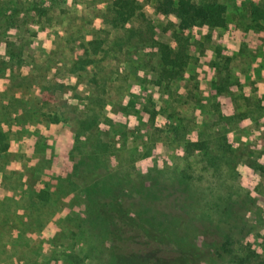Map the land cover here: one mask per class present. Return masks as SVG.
Here are the masks:
<instances>
[{
  "label": "trees",
  "instance_id": "1",
  "mask_svg": "<svg viewBox=\"0 0 264 264\" xmlns=\"http://www.w3.org/2000/svg\"><path fill=\"white\" fill-rule=\"evenodd\" d=\"M108 1L104 14L105 25L110 32L119 34L115 45L124 48L129 41L137 39V45L145 46L146 55L157 60L155 69L158 70V79L155 84L168 89L170 94L176 92L174 84L184 76L191 59L187 51L189 43H182L183 35L197 28L225 27L227 23V6L224 3L161 0L156 10L169 16L170 26L175 29L172 35L178 38L175 44L166 43L158 37L156 27L143 12L140 0ZM256 11L255 8L252 14ZM49 12L50 9L39 4L29 10V17L43 27L49 22ZM4 16L0 14V26L3 25ZM78 18L84 26L89 25L85 15V19ZM78 18L75 17L73 23ZM143 24L148 25L149 35L144 36ZM64 25L69 27V23ZM125 27L127 30L123 31ZM82 30V27L76 32L68 29L65 40L66 46L70 45L69 50L74 51V56H77L72 68L68 66L69 61L59 60L63 53L60 49L52 53L57 59L55 64L49 58L37 61L25 43L16 44L7 35L0 33V46L4 49L0 54V82L4 80L6 83L1 92L7 97L14 96L13 99L24 107L23 115H20L14 108L15 102L0 103V114H7L8 109L14 108L6 117L11 126L6 127L11 129L13 126H31L38 119L48 123L67 122L75 130V139L80 142L79 146L73 148L79 159L66 169L65 174L57 176V184L48 182L47 186H38L36 166L31 167L35 170L32 172L28 166H24L27 168L25 171L11 170L10 167L2 169L5 170L3 177L8 179L4 185L14 191L11 200H16L18 190L23 188L20 198L23 197L27 204L25 214L18 216L14 225H10L2 216L5 226L0 234L6 235L8 243L13 245L14 235L21 231L22 243L19 246L24 248L25 245L31 247V244H35L39 235V241L43 245L32 246L34 253L39 257H44L47 251L52 254L50 258L44 257L41 261L38 259L33 262L32 250H27V254L18 258L17 263L264 264V246L258 244V247L249 239L254 231L260 232L259 228L252 227L249 216L253 211L257 213L261 192H258V188L246 190L236 186V183L218 178L228 171H235L234 163L228 157L230 150L223 154L214 150L231 147L226 135L216 137L206 134V137L192 140L187 131L186 135L181 136L185 123L182 110H178L175 104H172L171 109L165 105L163 112L176 118L174 123L168 125L173 132V138L168 141L183 147L184 156L179 158L175 154L172 163L151 168L146 174H120L117 172L118 168H111V161L116 159L111 152L113 144L101 139L99 115L92 116L82 112L74 94L65 97L72 84L59 78H62L63 73L80 76L79 71L94 66L101 53L108 55L112 51L117 52L111 54L115 59L120 57L122 49L106 51L99 48L98 43L102 42L98 38L84 41ZM75 46H78L77 51ZM230 60L231 58H226L224 63L220 60L213 61L218 80L215 82V93L212 94L214 98L209 107L222 117V109L228 104L219 98L233 93L232 88L235 86L231 81L233 75ZM25 64L30 67L31 71L28 73L22 72ZM53 64L58 67L51 76ZM146 70L147 67L144 72ZM91 79L97 80L94 77ZM17 88L20 91L15 95L13 91ZM34 89L40 94V99L27 98L24 101L22 97L30 96ZM57 91L64 95V100L59 102L60 106L56 104ZM183 94H177L172 102L177 106L189 104L188 99L184 100ZM150 114L154 121L156 113L150 111ZM5 125L9 124L0 120V158L12 155L10 133L4 130ZM113 143L115 145L117 141L113 140ZM122 151L125 149L122 148ZM123 157H117L119 163ZM191 158H197L198 162L185 161ZM193 163L198 166L194 167ZM26 172L28 175L25 176ZM63 182L65 184L62 186ZM15 183L19 184L11 185ZM51 184L54 186H50ZM62 192L63 195L60 196L59 193ZM64 195H72L71 201L64 200ZM67 205H70L71 212L61 217L64 227L58 228L52 238H47L43 232L38 233L46 223L52 221L49 220L51 213L42 215L43 211L46 214L47 211L60 210ZM262 229L264 230V224L261 231ZM33 234L34 239H29ZM68 235L76 242L73 247L66 245ZM48 240L50 248H44ZM77 244L79 245L76 247ZM53 256L55 262L52 263L50 260Z\"/></svg>",
  "mask_w": 264,
  "mask_h": 264
},
{
  "label": "rangeland",
  "instance_id": "2",
  "mask_svg": "<svg viewBox=\"0 0 264 264\" xmlns=\"http://www.w3.org/2000/svg\"><path fill=\"white\" fill-rule=\"evenodd\" d=\"M160 1L140 0L143 4L142 10L155 25L158 37L163 42L175 44L178 38L172 35L175 29L170 26L169 16L156 10ZM196 1L226 4L227 23L225 27L197 28L183 35L182 43L184 41L189 43L187 51L191 59L184 76L174 84V91L176 90L174 94L155 84L158 79V70L155 69L157 60L146 55V47L137 45V39L129 41L124 48L115 45V42H118V33L110 32L105 25L104 14L109 5L108 0H0V14L5 15L2 18L0 33L7 35L16 44L25 43L37 61L49 58L55 64L57 59L52 53L60 49L63 53L59 56V60L69 61L70 68L77 56H74V51L69 50L70 45L66 46L68 29L76 32L82 27L81 34L84 36V41L98 38L102 42L98 43L99 48L106 51L122 49L120 57L115 59L111 54L117 52L112 51L108 55L101 53L98 57L99 61L94 66L79 71L80 76L63 73L62 78H59L67 84H72V87L67 89L68 93L65 97L74 94L82 112L92 116L99 115L101 139L105 143L113 144L111 152L116 159L111 161V168H118L117 172L120 174L128 172L131 175L146 174L151 168L172 163L175 154L179 158L184 156L183 147L168 141L173 138V132L168 125L174 123L176 118L167 116L163 109L165 105L171 109L172 104H175L185 117L184 132H181V136L186 135L185 132L188 131L189 137L197 140L206 137V134L216 137L224 134L231 142L229 149L214 148L218 154H223L226 150L228 153L230 150L228 157L235 166L234 172L228 171L218 178L236 183V186L246 190L259 189L261 196L258 198L257 213L251 212L249 218L252 227L259 228L260 232L254 231V235L249 239L258 247V244L264 246V230L261 231V226L264 224V0ZM39 4L50 9L49 16L47 15L49 22L43 27L38 25V21L29 17V10L38 7ZM255 8L257 11L252 14ZM84 15L88 19H85ZM71 16L81 17L90 23L84 26L80 18L77 19L78 23L76 21L73 23L74 18H70ZM67 22L69 27L64 25V23L68 24ZM147 26V24L142 25L144 36L149 35ZM125 30L127 27L123 31ZM77 47H74L76 51ZM226 58H231L230 70L233 75L231 81L235 86L232 88L233 93L219 98L220 101L228 104L222 109L224 113L222 117L209 105L214 98L212 94L215 93V82L218 80L213 61L220 60L224 63ZM56 67L58 66L52 69L51 76L54 75ZM145 67L147 70L144 72ZM29 71H31L30 67L25 64L22 72ZM93 77L97 80H92ZM3 81L0 82V103L15 102L14 108L23 115L24 107L21 103L13 99L14 96L7 97L1 92L6 85ZM20 89L17 88L13 93L17 95ZM179 93H184L183 98L188 99L189 104L177 106L172 102ZM188 93L192 94L188 95ZM55 96L56 104L60 106L59 102L64 100V95L61 91H57ZM22 98L24 101L27 98L39 100L40 94L34 89L30 96ZM11 109L6 111L7 114H0V120L4 121V124H9L3 128L10 133L9 141L12 145L10 149L12 155L9 154L8 158L7 155L0 158V170H7V167H10L11 170L25 171L27 168L24 166H28L29 171L32 172L35 170L31 167L36 166L38 186H47L48 182L57 184V176L65 174L66 169L79 159L78 153L73 149L80 144L75 139V130L67 122L48 123L40 119L31 126L18 128L13 126L9 129L6 126H11V122L6 117ZM150 111L156 113L154 121L151 120ZM113 140H116L117 144L114 145ZM122 148L125 151H122ZM119 156H124L121 163L117 159ZM197 160L191 158L185 161ZM193 166L198 165L193 163ZM5 170L0 171V231L5 226L2 216L10 225H14V220L25 214L27 204L23 197L20 198L23 188L18 190V198L11 200L14 191L4 185V182L8 181L3 177ZM6 172L10 173V171ZM16 184L19 183L11 185L16 186ZM64 184L63 182L62 186ZM59 194L61 196L63 192ZM70 196L72 195H64L62 198L70 202ZM78 208L83 211L80 205ZM69 212H71L70 205L60 210L47 211L46 214L43 211L42 215L51 213L52 217L49 220L52 221L46 223L38 233L43 232L47 238H52L58 228L64 227L61 217ZM18 227L20 228V225ZM68 237L65 241L66 245L73 247L76 242L70 238V235ZM14 238V244L10 245L7 236L0 234V264H18V258L26 255L27 250H32L33 262L38 259L41 261L44 257L50 258L52 255L48 251L43 255L44 257L34 253L33 248L41 246L42 243L39 241V235L36 243L31 244L34 247L19 246L22 243L21 231H17ZM29 239L33 240L34 234ZM45 244L44 248H50L49 240ZM54 256L50 260L52 263L55 262Z\"/></svg>",
  "mask_w": 264,
  "mask_h": 264
},
{
  "label": "clouds",
  "instance_id": "3",
  "mask_svg": "<svg viewBox=\"0 0 264 264\" xmlns=\"http://www.w3.org/2000/svg\"><path fill=\"white\" fill-rule=\"evenodd\" d=\"M4 52L3 47H0V54H2Z\"/></svg>",
  "mask_w": 264,
  "mask_h": 264
},
{
  "label": "crops",
  "instance_id": "4",
  "mask_svg": "<svg viewBox=\"0 0 264 264\" xmlns=\"http://www.w3.org/2000/svg\"><path fill=\"white\" fill-rule=\"evenodd\" d=\"M158 15H159V14H158ZM158 15H157V16H158ZM150 19H153V18H150Z\"/></svg>",
  "mask_w": 264,
  "mask_h": 264
}]
</instances>
